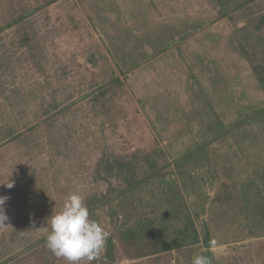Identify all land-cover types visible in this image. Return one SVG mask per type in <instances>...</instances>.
<instances>
[{
	"label": "rangeland",
	"instance_id": "rangeland-1",
	"mask_svg": "<svg viewBox=\"0 0 264 264\" xmlns=\"http://www.w3.org/2000/svg\"><path fill=\"white\" fill-rule=\"evenodd\" d=\"M34 7L38 45L13 71L26 110L20 124L64 101L65 136L77 146L53 148L42 128L37 151L0 138V196L8 198L0 257L29 246L23 263L66 264L46 246L47 218L75 192L86 204L95 200L92 219L110 232L91 264H191L198 254L211 264H264V116H256L264 93L254 71L264 59L240 38L244 22L221 17L218 0H0L1 49L23 36L7 23ZM244 8L243 17L261 18L264 35V1ZM108 80L104 106L83 95ZM107 153L129 162L138 178L148 173L147 155L157 159L156 174L170 163L178 187L150 179L120 194L125 180L109 184L93 170ZM168 199L178 216L164 215ZM162 216L170 232L190 217L200 236L208 230L210 248L201 241L134 259L133 238L126 244L134 223Z\"/></svg>",
	"mask_w": 264,
	"mask_h": 264
},
{
	"label": "trees",
	"instance_id": "trees-1",
	"mask_svg": "<svg viewBox=\"0 0 264 264\" xmlns=\"http://www.w3.org/2000/svg\"><path fill=\"white\" fill-rule=\"evenodd\" d=\"M261 1L263 2L264 0H218V5L220 6L221 17L233 13L235 15L233 18L235 23L244 22L242 26L237 27V31L241 34L240 38L245 40L247 46L251 45L257 48L258 51H261L262 58L264 59V35H261L258 31L259 20H261V18L257 19L254 15H245L246 17L241 15V11L246 9L244 7H247L250 10L251 3L253 5L255 2ZM38 11L39 8H30L7 23L8 27L19 26V29L21 28L22 30L23 36L20 37V43H18L17 46L12 42V44L4 46L2 49L0 48V138L4 139L3 141L5 144L14 143L19 145L21 149H24V153L32 150L37 151L44 147V141L39 135H36L38 129L42 128L46 131L47 138L52 139L48 141L52 143L53 148L59 150L60 147H66L68 148L67 150H74L77 146V139L74 141L69 133L67 139L65 136L66 126L63 125L61 119L63 110L68 109L70 105L65 104L64 101L57 102L56 100H53L52 102L46 103L41 118L34 122L28 121L23 124L24 126L20 124L19 117L26 114V110L23 104V92L21 91L20 86L16 83V75H14L13 71L17 65V61L21 60L19 56L25 57V54L32 52L34 45H38L37 42H34L39 41V39H37L36 30L33 27L35 13ZM25 50L27 52H24ZM254 71L260 89L264 93V61L259 63L254 68ZM111 81L112 80H108L104 84L89 86L87 87V92L83 95L86 97L89 96V100L93 102L95 100L97 101L99 97L104 106L106 99L109 98L107 97V95H109L107 94V91L111 88L110 86H112ZM256 116H264V107L256 113ZM62 129H64V131H62ZM72 141L73 144L71 145L70 142ZM87 143L88 142L84 143L83 146L87 145ZM99 155L97 161L93 164V170L95 169V172H97L99 177L104 175L105 181L109 184H111V178L125 180L127 186L118 190L120 194H129L131 191L137 190L139 187L148 183L150 179H157L156 183L159 185L166 184L169 187L168 190L178 187L175 177L176 175L170 163L166 162L160 167L161 171H168L156 174L160 170H157L158 163L154 156H146L145 159L147 162L148 173H145L146 175H144L143 178H138V175L134 173V168L132 169L129 162L118 158V156L113 153ZM56 157H58L57 153L50 158V162H55L54 158ZM93 161L94 160L92 159V162ZM50 165L52 166V164ZM167 173L172 174V180L168 181ZM259 177L261 181L264 182V172H262L261 175L259 174ZM108 189L110 190V188ZM261 191L263 193H259L263 196L264 190ZM23 193H25V191ZM31 195L29 196V201L33 197ZM92 201L93 198H90L86 204L91 218L95 209L94 207L98 205L94 204L95 200ZM173 202V200L168 199L167 203L169 208H166L167 210L164 212V215H167L169 218L178 216L181 213V208ZM134 225V229L131 230V237L126 240L127 244L128 241L133 238L132 244L128 243V245L134 247L131 248L130 252L137 251L135 254H138V256H135L134 259L155 253L171 251L172 249L189 244L200 243L201 241H203L206 247L210 248L208 230L206 229L205 232H207L203 236H200V233L197 231L196 226L190 217H185L183 226L174 229L172 232H170L168 227L163 224V216L160 217L158 221L154 218H139ZM26 247H21V249L8 256H1L0 264H26L21 262L20 256L24 254L25 251L33 249Z\"/></svg>",
	"mask_w": 264,
	"mask_h": 264
},
{
	"label": "clouds",
	"instance_id": "clouds-1",
	"mask_svg": "<svg viewBox=\"0 0 264 264\" xmlns=\"http://www.w3.org/2000/svg\"><path fill=\"white\" fill-rule=\"evenodd\" d=\"M11 189L14 182L3 183ZM6 196H0V224H5L8 216L5 211ZM49 230L46 235L47 248L66 264H88L99 260L105 250L110 232L90 217L85 198L79 193H70L62 207L47 218ZM191 264H211L202 254L192 257Z\"/></svg>",
	"mask_w": 264,
	"mask_h": 264
}]
</instances>
